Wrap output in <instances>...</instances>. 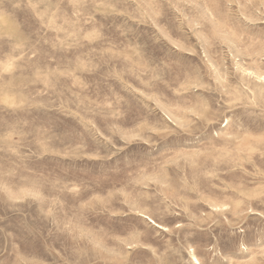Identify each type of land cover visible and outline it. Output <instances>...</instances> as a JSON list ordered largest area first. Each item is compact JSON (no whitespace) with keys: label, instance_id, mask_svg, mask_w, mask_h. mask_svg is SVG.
<instances>
[{"label":"rangeland","instance_id":"1","mask_svg":"<svg viewBox=\"0 0 264 264\" xmlns=\"http://www.w3.org/2000/svg\"><path fill=\"white\" fill-rule=\"evenodd\" d=\"M0 264H264V0H0Z\"/></svg>","mask_w":264,"mask_h":264}]
</instances>
